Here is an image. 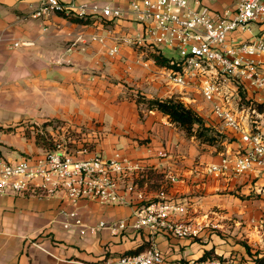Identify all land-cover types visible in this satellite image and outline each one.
<instances>
[{"label":"crops","instance_id":"1","mask_svg":"<svg viewBox=\"0 0 264 264\" xmlns=\"http://www.w3.org/2000/svg\"><path fill=\"white\" fill-rule=\"evenodd\" d=\"M127 1L120 0L124 5ZM38 6L39 0H0V38L3 39L0 46L1 158L17 161L42 154L45 148L37 143L35 125L41 126L46 122L58 125L46 128L45 131L52 134L60 131V124L69 127L71 124L98 119L105 125L107 133L103 144L98 145L99 155L112 157L116 146L133 161H141L148 170L138 180V184L151 197H155L164 186L169 187L168 197L172 200L180 194L187 195L186 198L180 195L182 198L174 200L186 205V213L176 214L177 218H195L225 229L229 222L225 224L224 220L231 216L250 222L252 216L259 214L247 208L248 205L232 206L230 198L234 195H219L218 192H232L243 184H246L244 190L251 188L253 178L259 177L258 182H261L264 172L249 173L242 177L227 175L224 178L207 174L205 167L218 163L223 156L217 153L214 146L187 137L184 131L170 123L168 117L160 112H146L141 117L140 109L143 106L136 104V95L127 101L120 98L125 93L122 84L135 85L145 92L142 91L141 95L149 98L174 96L171 90L165 88L166 81L159 75L158 66L153 63L147 51L139 52L132 46L122 44L120 53L110 56L108 49L113 45L111 37L105 47L87 43L69 52L68 45L72 39L84 36L87 40L88 36L97 31L105 33L104 28L110 26L106 23L103 28L94 18L88 19L87 24H80L58 15L46 20L23 19ZM113 29L115 34L111 36L120 38L141 32L140 25L128 20L119 21ZM17 39H30L35 44L29 48H10V44ZM182 102L189 106L191 100L185 99ZM207 105L199 103L198 110L194 106L189 107L204 119L207 126L222 133L218 129L220 122L211 110H206ZM222 128L226 130V138L233 139L231 144L228 143L231 147L229 151L236 152L241 147L239 135L224 126ZM160 151H167L168 158L158 157ZM250 176L252 179H249ZM245 202L250 204L251 201ZM64 205L58 198L39 200L0 195V264H89L101 261L108 255L123 254L149 240V235L141 232L133 234L137 238L135 243L123 244L107 228L85 237L66 233L58 216ZM213 207L228 210L223 220L211 218L208 212ZM79 213L85 224L98 226L101 222L114 223L128 219L133 209L83 202L79 206ZM45 230L53 232L63 241H72V245L66 248L63 244L53 246L49 239H45L41 242L43 250L26 241L27 237ZM158 242L160 248L173 260L198 259L211 248L203 246L204 249L199 250L196 256L186 257L182 251L193 248L192 240L168 241L160 237Z\"/></svg>","mask_w":264,"mask_h":264},{"label":"built area","instance_id":"2","mask_svg":"<svg viewBox=\"0 0 264 264\" xmlns=\"http://www.w3.org/2000/svg\"><path fill=\"white\" fill-rule=\"evenodd\" d=\"M56 15L94 18L101 27L106 23L110 26L87 40L84 36L72 39L69 52L87 43L105 47L111 37V56L120 53L122 44L143 51L159 50L160 45L176 50V59L166 57L168 66L160 67L153 59L166 86L178 91L179 100L190 99L189 104L201 96L217 120L241 141L236 152L207 165L206 173L224 178L264 172V113L257 109L264 105V0H128L125 5L120 0L104 4L39 0V6L23 19L46 20ZM122 20L140 25L141 32L122 38L111 36ZM2 42L0 38V46ZM34 44L30 39H17L10 48ZM59 130L66 138L52 133L51 150L17 161L0 157V195L60 199L65 203L58 213L60 225L66 233L79 237L105 228L114 236L149 235L150 246L140 254L108 255L89 264H240L226 255L170 259L159 246L160 237L195 240L205 229L214 227L212 222L177 218L176 214L186 213V205L170 199L164 190L152 198L138 184L148 170L141 161H133L120 151L110 158L95 154L86 139L76 144L68 136L66 141L70 127L60 126ZM158 157L167 158L168 152L160 151ZM83 202L126 206L133 214L114 223L91 226L80 216Z\"/></svg>","mask_w":264,"mask_h":264},{"label":"rangeland","instance_id":"3","mask_svg":"<svg viewBox=\"0 0 264 264\" xmlns=\"http://www.w3.org/2000/svg\"><path fill=\"white\" fill-rule=\"evenodd\" d=\"M135 50L137 51L139 50V52H141L140 49L136 48ZM159 50L156 48L148 49L147 54L150 56L151 54H154V55H160L163 57L175 58V59L178 57L177 56L178 53L176 50H171L164 45H160ZM115 83L118 84L117 82ZM122 85H124L125 93H123L122 97L120 98H123L122 100H125V101L129 100V98L133 95H136L135 97L141 95L140 93L143 91V90L136 88L135 85L134 86H129L128 84H122ZM165 88L168 90H171L166 86ZM171 91L174 93L175 95L174 97H180V95H178V91L176 90L175 91L171 90ZM123 96H126V97H123ZM195 98H196V103L190 104V105L188 104V105L194 106L195 109L198 110L199 108L198 104L206 103V102L199 95L195 96ZM180 101H183V100H180ZM206 110L208 111L211 110V106L207 105ZM142 112H143V117H144V115L146 114V111L142 109ZM97 120L98 119L91 121V122L71 124L72 126L71 125L69 126L70 132L75 131L76 132L75 135H80L81 138L86 139L88 141L90 150H92L95 154H98L99 152L98 145L103 144V142L105 141L106 135H107L106 130H105V125L100 123ZM59 126H63V124H60ZM222 127H223L222 123H218V129L222 132L221 134L225 135L226 130ZM58 134L59 135L62 134L61 137L66 138L63 135V132L61 130L58 131ZM218 139L221 141L220 144H218L217 146H214L216 150L218 151L217 153H220L223 155L234 153L233 150L229 151V148L231 147H229V144H228L233 141L232 138L227 137V139H224V138L221 139L220 137H218ZM66 141L68 142V138ZM114 151L118 152V151H122V149L120 148L116 149V146H115ZM244 177H247V176H244ZM249 179H252L251 176L249 177ZM245 180H247V178ZM259 180H260L259 177L258 178L254 177L252 187L245 188V190L243 188L246 184H243L239 188H237V190H234L232 192H228V191L222 192V193L218 192L219 195H225V196L234 195V196H231L230 198L232 201V206L239 207L242 204L248 205L247 208H252V211H257L259 214L252 216L253 219H251L250 222L247 220H243L244 218L240 219L239 217L231 216L229 219L224 220L225 224L227 222L230 223V224L228 223L227 228L222 229L216 226V227H209L208 229H205L200 238L192 240V243L194 245L193 248L182 251L183 253L182 255L183 256L187 255L186 257L196 256L200 252L199 250L204 249L203 246H208L211 248L207 251L213 250L214 252L205 256L204 258L208 256H213V255L214 256L226 255L228 257H233L240 264H249L253 261L264 259V178L262 177L261 182H258ZM161 190H164L168 194L169 187L164 186L163 188H160L158 192ZM180 195L183 198H186L187 196V195L183 196L182 194ZM180 195H178V197H176V199L174 200H178L182 198V197H179ZM249 200L251 201L250 204H246V202L245 204L243 203L244 201H249ZM227 212H228L227 209L224 210L223 208H220V207H213L210 209L208 213L210 214L211 218L213 217V218L223 220V216L226 215ZM217 222L221 224L220 220L219 221L217 220ZM238 222L240 224H237ZM219 224H216V225H219ZM117 237L121 240L120 242L123 244L125 243L133 244L135 243L137 239L133 234H127V233L121 234ZM45 239H49V241L53 243V246H58V245L63 244L64 247L66 248L72 245V241L70 240L63 241L61 240V238H57L53 232H47V230L39 234H35L32 237H27L26 241H29L31 245H34V246H37L43 249L41 242H44ZM215 240L217 243H215ZM223 245L224 247L219 249V247ZM183 259L185 260L186 258H183ZM260 264H264V263L261 262Z\"/></svg>","mask_w":264,"mask_h":264},{"label":"trees","instance_id":"4","mask_svg":"<svg viewBox=\"0 0 264 264\" xmlns=\"http://www.w3.org/2000/svg\"><path fill=\"white\" fill-rule=\"evenodd\" d=\"M70 20H72L75 23L80 24H87L89 23L88 19H80V18H73L69 17ZM151 57L156 61V63L159 66H168V59L166 57L160 56V55H154L151 54ZM136 104L140 107L143 106V109H145L146 112H152L157 111L162 113L164 116L168 117V120L170 123L176 125L178 128H180L187 137L189 138H195L197 141H199L202 144H206L209 146H217L220 144L221 139H227L225 135L219 133L214 128L207 126L204 119L191 107L186 106L182 101H180L177 97H170V98H158L153 97L149 98L144 95H139L134 98ZM259 112L264 113V106L258 105L257 107ZM140 116L143 117V112L140 109ZM58 124V123H57ZM54 124L52 122H46L41 126H36L35 136L37 143L45 149L51 150L54 148L53 143L51 141V134L46 132L47 127L53 128ZM65 126V125H63ZM70 135L72 136L73 140H75V143H79L82 141V138L80 135H75V131L70 132ZM150 246L149 241L142 243L135 249H131L126 251L125 255H134V254H140L148 249ZM213 253V251H206L199 259H203L205 256ZM183 261V260H182ZM254 264H260L261 262L264 263V259H259L257 261H253Z\"/></svg>","mask_w":264,"mask_h":264}]
</instances>
